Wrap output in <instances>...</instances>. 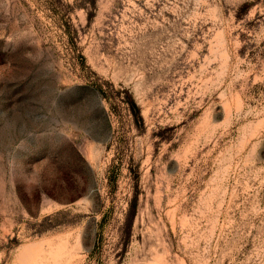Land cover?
Segmentation results:
<instances>
[{"label": "rangeland", "instance_id": "rangeland-1", "mask_svg": "<svg viewBox=\"0 0 264 264\" xmlns=\"http://www.w3.org/2000/svg\"><path fill=\"white\" fill-rule=\"evenodd\" d=\"M0 264H264V0H0Z\"/></svg>", "mask_w": 264, "mask_h": 264}]
</instances>
